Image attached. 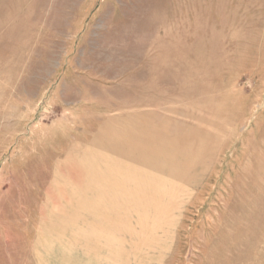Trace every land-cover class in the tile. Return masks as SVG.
Returning a JSON list of instances; mask_svg holds the SVG:
<instances>
[{
	"label": "rangeland",
	"instance_id": "374dc122",
	"mask_svg": "<svg viewBox=\"0 0 264 264\" xmlns=\"http://www.w3.org/2000/svg\"><path fill=\"white\" fill-rule=\"evenodd\" d=\"M0 264H264V0H0Z\"/></svg>",
	"mask_w": 264,
	"mask_h": 264
}]
</instances>
